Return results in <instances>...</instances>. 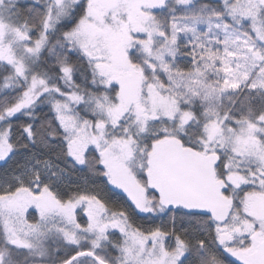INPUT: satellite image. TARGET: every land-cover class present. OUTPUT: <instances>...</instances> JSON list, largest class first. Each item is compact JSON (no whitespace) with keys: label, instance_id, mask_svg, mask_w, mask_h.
Wrapping results in <instances>:
<instances>
[{"label":"snow or ice","instance_id":"obj_1","mask_svg":"<svg viewBox=\"0 0 264 264\" xmlns=\"http://www.w3.org/2000/svg\"><path fill=\"white\" fill-rule=\"evenodd\" d=\"M0 264H264V0H0Z\"/></svg>","mask_w":264,"mask_h":264},{"label":"trees","instance_id":"obj_2","mask_svg":"<svg viewBox=\"0 0 264 264\" xmlns=\"http://www.w3.org/2000/svg\"><path fill=\"white\" fill-rule=\"evenodd\" d=\"M47 111V109H45V112ZM117 191H119V190H117ZM121 203H122V201H121ZM137 223H139V224H145V221L143 220V219H141V218H137Z\"/></svg>","mask_w":264,"mask_h":264}]
</instances>
